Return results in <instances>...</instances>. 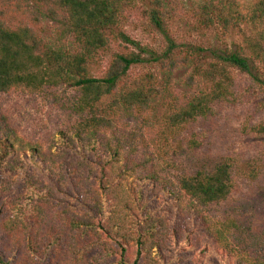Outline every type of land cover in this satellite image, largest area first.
<instances>
[{
  "label": "trees",
  "instance_id": "1",
  "mask_svg": "<svg viewBox=\"0 0 264 264\" xmlns=\"http://www.w3.org/2000/svg\"><path fill=\"white\" fill-rule=\"evenodd\" d=\"M138 1L0 0V96L67 87L76 118L74 132H61L56 153L47 156L40 146L19 139L0 113V228L6 236L0 264H99L117 256L120 264H199L196 257L186 262L176 243L169 246L165 223L146 191L150 183L158 193L160 178L145 169V162L131 164L146 142L138 143L126 127L140 120L154 138L166 132L174 136L212 117L214 107L232 97L231 71L248 76L264 94V0H253L244 10L231 0H205L197 7L196 29H217L222 38L238 31L239 41L209 50L205 67L193 68L206 80L205 88L180 97L172 95L169 76L178 63L175 44L168 40L162 56L148 59L138 42L116 31L124 10ZM149 3L150 20L162 31L173 21L178 2ZM42 22L56 24L55 42L34 29ZM113 42L125 50L112 56L101 78L93 77L96 54L110 50ZM181 59L187 64L190 57L185 53ZM148 64L157 71L129 76L133 67ZM252 130L264 139V123ZM137 171L134 187L124 189L125 176ZM162 183V193H170L180 211V199H186V211L202 221L211 241L235 264H264V255L250 257L232 245L231 235L238 231L234 221L202 214L237 188L231 165L221 162L207 173L181 176L174 185ZM70 194L76 195L77 211L64 200Z\"/></svg>",
  "mask_w": 264,
  "mask_h": 264
},
{
  "label": "rangeland",
  "instance_id": "2",
  "mask_svg": "<svg viewBox=\"0 0 264 264\" xmlns=\"http://www.w3.org/2000/svg\"><path fill=\"white\" fill-rule=\"evenodd\" d=\"M231 1L238 3L243 10L253 2ZM138 2L136 6L124 10L120 28L116 31L138 42L147 51L148 59L151 55L162 56L168 50V40H171L176 46L173 53L178 54L177 67L169 74L172 95L180 97L204 89L206 80L194 74L193 68H204L209 61V50L221 47V42L233 47L239 41L238 31L229 32L226 38H222L217 29H196L194 12L205 0H177L178 6L174 7L177 11L171 16L173 21L160 31L150 20L148 11L152 6L149 0ZM17 19L26 22L23 15H18ZM55 28L54 22L34 25L42 38L50 42L56 41ZM242 30L246 31L245 28ZM121 45L120 42H113L110 50L96 54L90 65L93 77L101 78L104 75L112 56L125 50ZM71 48L68 47V50ZM131 50V47L127 48V51ZM185 53L190 57L187 64L181 59ZM148 71L156 72L157 69L152 64L140 65L133 67L129 76L138 77ZM158 77L162 78V75ZM231 77L229 85L232 97L216 105L212 117L188 124L174 136L166 132L167 135L157 134L154 138L149 135L152 129L147 132L140 120L129 122L126 127V133H134L138 143L140 139L146 142L144 149L141 145L140 156L132 158L131 164L138 166L145 162L146 170L158 174L161 182L157 186L158 193L154 192L155 187L150 183L146 184L149 201H154V212L165 223L169 246L173 243L179 245L186 262L196 257L199 264H235L225 250L211 241L202 221L186 211V199L181 197L180 211L170 193H162V182L168 181L174 185L181 176L207 173L221 162L232 166L237 188L228 200L209 207L202 214L209 220L234 221L238 231L231 235L232 245L246 251L250 257L264 255V139L252 130L264 123V94L248 76L231 71ZM71 97V90L67 87L50 93L16 92L2 95L0 113L5 118L4 123L27 146H40L47 156H51L56 153L55 146L59 144L61 132H74L72 128L76 125V118L69 105ZM163 110L160 109L157 116L160 117ZM123 161V158L120 159L116 168H121ZM137 175L138 171L125 176L122 187H134ZM174 192L179 194L177 190ZM63 197L77 211L76 195ZM5 243L6 236L0 228V252L4 250ZM10 257L5 253L6 259ZM117 258H105L99 264H120Z\"/></svg>",
  "mask_w": 264,
  "mask_h": 264
}]
</instances>
